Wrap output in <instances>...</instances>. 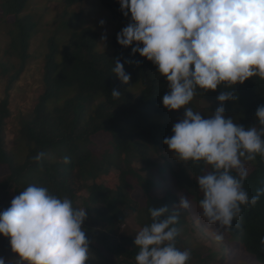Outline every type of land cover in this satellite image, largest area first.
Returning a JSON list of instances; mask_svg holds the SVG:
<instances>
[{
	"label": "trees",
	"instance_id": "obj_1",
	"mask_svg": "<svg viewBox=\"0 0 264 264\" xmlns=\"http://www.w3.org/2000/svg\"><path fill=\"white\" fill-rule=\"evenodd\" d=\"M62 1L71 6L85 0ZM26 2L1 4L4 19L15 17L8 55H17L20 65L14 68L0 62L2 75L11 71L6 95L0 101V166L8 171L0 181V191L11 198H0V211L27 186L46 187L52 195L71 199L75 208H85L83 227L91 252L85 264H135L138 249L133 241L150 223L148 209L167 205L171 211L183 195L190 207L178 218L179 235L174 243L182 251L190 250L188 264H228L237 251L251 257V264H264V245L260 243L264 239V196L255 206H242L240 217L222 241L213 239L216 226L208 225L200 215L202 194L196 183L207 169L199 164L183 165L162 143L172 135L171 128L182 118L183 109L169 111L162 106L168 91L165 78L158 76L150 61L132 54V46H120L116 37L109 52L97 51V34L90 28L71 30L61 49L51 38L41 75L43 92L21 119L15 151L6 149L5 128L18 110L9 92L29 59L33 25L20 16ZM100 4L121 28L130 22L119 10L118 0H100ZM114 59L133 61L124 65L131 74L127 84L112 72ZM112 89L121 96L114 98ZM220 91H233L236 96L225 102V116L245 127L254 124L255 110L264 104V81L252 77L233 89L220 85L204 95L198 91L189 107L210 116L219 106L216 96ZM39 152L44 158L36 162L33 157ZM64 156L70 158L69 164L62 163ZM244 167V188L251 197L264 187V158L257 155L254 161H245ZM132 218L136 228L125 224ZM0 257L7 261L14 256L0 253Z\"/></svg>",
	"mask_w": 264,
	"mask_h": 264
},
{
	"label": "clouds",
	"instance_id": "obj_2",
	"mask_svg": "<svg viewBox=\"0 0 264 264\" xmlns=\"http://www.w3.org/2000/svg\"><path fill=\"white\" fill-rule=\"evenodd\" d=\"M120 11L130 17L117 33V43L131 47L156 66L167 89L162 106L183 109V116L162 141L171 156L183 165L207 169L196 178L200 215L215 225L212 237L219 242L240 217L242 206H255L264 187L249 197L244 188L245 161L264 158V104L254 114V124L243 126L225 116L224 104L234 101L233 91H220L218 107L208 117L189 107L197 92L203 95L220 85L234 88L252 77L264 81V0H118ZM103 25L104 21L101 20ZM102 41L107 40L102 35ZM134 45V46H133ZM114 59L112 72L122 84L131 80L125 64ZM135 63H139L136 61ZM119 98L121 92L112 89ZM44 153L33 160L40 162ZM62 163L69 164L64 156ZM233 172L236 174L233 175ZM187 197L169 210L167 205L148 209L150 223L136 233L135 264H188L190 250L175 246V227ZM85 208H75L71 199L49 193L48 188L29 185L0 211V236L8 238L11 259L0 264H85L91 257L83 227ZM260 243L264 245V239Z\"/></svg>",
	"mask_w": 264,
	"mask_h": 264
},
{
	"label": "rangeland",
	"instance_id": "obj_3",
	"mask_svg": "<svg viewBox=\"0 0 264 264\" xmlns=\"http://www.w3.org/2000/svg\"><path fill=\"white\" fill-rule=\"evenodd\" d=\"M5 1L7 0H0V62L15 68L20 65V60L16 58L17 55H14V57L8 55L10 52V36L16 31L13 25L15 17L3 18L1 4ZM20 16L23 19L28 18L29 23L33 25V29L28 42L29 59L19 81L11 86L12 90L9 92L13 105H18V110L16 109L12 114L4 132L5 147L12 152L15 151L14 146L17 143L18 136L17 129L21 119L27 115L25 114L26 111H29L38 103L39 96L43 92L41 75L44 71L48 44L51 38L56 40L59 49H61L66 44L68 33L71 30L90 28L97 34V51L109 52L112 38L116 37L122 29L110 13L101 6L100 0H85L71 6L65 5L62 0H27L26 7L22 10ZM101 20L104 21L103 25L100 24ZM102 35L107 36L106 41L101 40ZM10 74L11 71L6 75L0 73V101L6 95L5 91ZM7 174V168L0 166V181ZM1 197L10 199L11 195L7 196L0 191ZM125 224L136 228L133 225V218L128 219ZM125 224L120 226L121 230H124ZM208 234H211V232H208ZM205 239L203 238V240ZM0 246L2 247L0 253L5 257L15 256L11 252L8 238L0 236ZM230 252H232V249H230ZM252 262L251 257H246L240 251H237L228 264H251Z\"/></svg>",
	"mask_w": 264,
	"mask_h": 264
}]
</instances>
